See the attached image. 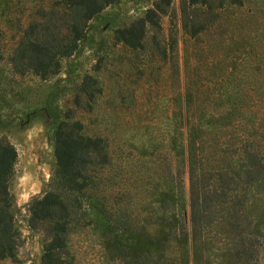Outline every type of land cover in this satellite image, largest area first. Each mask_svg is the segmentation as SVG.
Wrapping results in <instances>:
<instances>
[{
	"label": "trees",
	"instance_id": "trees-1",
	"mask_svg": "<svg viewBox=\"0 0 264 264\" xmlns=\"http://www.w3.org/2000/svg\"><path fill=\"white\" fill-rule=\"evenodd\" d=\"M113 1L0 0V59L5 58L13 74L32 72L41 78L56 74L59 59L74 51L87 21ZM227 1L236 4L180 0L188 63L178 77L171 37L164 126L145 114L156 103L136 109L134 125L145 135L134 147L137 154L163 157L170 171L164 192L154 189L144 201L133 196L116 200L111 210L115 204L117 210L103 217L101 224L110 232L104 241L120 240L134 230V241L123 238L122 249L130 258L134 254L135 264H264V54L261 39L238 37L239 19L217 21L215 8ZM170 2L156 1L143 17L117 30L118 38L141 48L149 29L160 28V16ZM200 2L206 3L203 12ZM225 24L238 33L226 38L217 55L211 48L220 41L212 33L226 30ZM153 47L160 48L158 42ZM93 85L94 79L84 76L78 91L91 96ZM81 129L76 120L58 123L47 189L30 201L28 227L48 224L44 259L55 260L65 252L66 235L78 220L94 221L86 216L89 210H81L75 194L93 187L88 180L93 171L109 165L110 143L107 136ZM15 155L13 146L0 138V259L13 257L20 244L7 190ZM181 171L188 182L187 222L176 180ZM57 186L64 191L58 192ZM153 205L165 214L154 212Z\"/></svg>",
	"mask_w": 264,
	"mask_h": 264
},
{
	"label": "rangeland",
	"instance_id": "rangeland-1",
	"mask_svg": "<svg viewBox=\"0 0 264 264\" xmlns=\"http://www.w3.org/2000/svg\"><path fill=\"white\" fill-rule=\"evenodd\" d=\"M156 1L159 0H114L106 5L87 21L74 51L60 58L57 73L47 78L32 72L13 74L5 58L0 59V138L7 140L16 154L7 190L12 200L13 228L20 239L15 255L0 259V264H135L134 254L130 258L122 249L123 238L127 237V243L134 241V230L120 240L104 241L110 238V232L101 223L104 215L117 210L116 204L111 210L116 200L125 201L133 196L144 201L151 198L154 189L160 193L166 190L170 171L166 159L139 156L134 148L145 136L134 125V115L139 106L146 109L147 104L156 103L154 110L145 114L152 121L159 120L158 126L160 121L164 126L162 109L168 97L165 85L171 37L178 77L188 63L184 61L188 41L180 27V0H170L167 12L160 16V28L149 29L141 48L126 45L116 32L143 17ZM235 3L227 1L215 10L219 22L239 19L240 32L233 33L226 24L223 25L226 30L213 31L212 36L220 42L211 51L221 55L226 38L238 33V37L261 39L260 50L264 54V0H235ZM200 4L203 12L206 3ZM154 42L160 46L157 50ZM84 76L94 79L91 96L78 91ZM62 120L80 122L85 134L107 136L111 159L108 166L96 169L89 177L93 187L75 194L81 210H89L86 216L93 217V223L78 220L66 235L65 252L58 259L48 260L42 258L48 224L29 228L27 218L30 201L41 197L47 189L54 163L52 137ZM176 180L180 184L183 219L187 222L186 174L181 171ZM57 191L64 189L57 186ZM92 205L101 214L96 215ZM153 211L165 214L154 205Z\"/></svg>",
	"mask_w": 264,
	"mask_h": 264
}]
</instances>
